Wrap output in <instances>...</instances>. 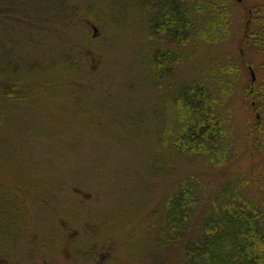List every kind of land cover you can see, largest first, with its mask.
Listing matches in <instances>:
<instances>
[{
  "label": "rangeland",
  "instance_id": "rangeland-1",
  "mask_svg": "<svg viewBox=\"0 0 264 264\" xmlns=\"http://www.w3.org/2000/svg\"><path fill=\"white\" fill-rule=\"evenodd\" d=\"M230 7L223 41L179 47L185 59L157 79L151 54L170 45L132 0H0V80L16 92L0 94V264H188L182 248L219 214L227 184L264 210V112L246 102L245 67L264 88V52L242 46L249 15L264 25V0ZM216 59L238 67L219 109L233 156L222 166L168 142L182 83L225 86ZM184 189L196 196L172 243L163 210Z\"/></svg>",
  "mask_w": 264,
  "mask_h": 264
},
{
  "label": "trees",
  "instance_id": "trees-1",
  "mask_svg": "<svg viewBox=\"0 0 264 264\" xmlns=\"http://www.w3.org/2000/svg\"><path fill=\"white\" fill-rule=\"evenodd\" d=\"M132 1L144 12H149L150 36L164 39L170 45V48L157 49L151 54L157 79L172 75L173 65L185 59L182 51H178L179 47L195 42L219 43L229 33L231 0H194L191 6L188 0ZM192 12L204 15L201 24L194 19ZM254 22L255 17L249 15L242 46L247 49L256 47L264 52V25L257 26ZM239 62L245 66L242 54ZM237 68L234 63L216 59L212 73L220 85H225L219 88L198 78L182 83L180 97L174 101L184 115L182 129L171 134L168 140L177 152L193 158L203 157L216 166L227 164L232 159L233 156L229 158L230 140L225 127L227 118L219 109L229 95L227 84L235 77ZM253 85L249 83L246 95L254 101L246 102L251 110H261L263 113L264 88L256 90ZM9 89L11 92H7ZM2 93L6 97L16 94L15 83H2L0 80ZM256 118L250 133L255 134L258 141L260 116ZM237 186L227 184L224 187L222 195L225 201L218 210L219 214L213 213L207 218L200 227L202 235L198 240L184 244L182 249L188 264H224L227 259H232V264H264V210L259 205L251 204ZM189 194L194 195L192 190L184 189L181 197L175 196L174 206L168 204L163 210L167 221L166 235L174 233L172 243L179 238L176 233L186 228L189 222L185 203ZM225 254L229 257L223 256Z\"/></svg>",
  "mask_w": 264,
  "mask_h": 264
},
{
  "label": "water",
  "instance_id": "water-1",
  "mask_svg": "<svg viewBox=\"0 0 264 264\" xmlns=\"http://www.w3.org/2000/svg\"><path fill=\"white\" fill-rule=\"evenodd\" d=\"M91 30H92L93 36H96L98 34V30H97L95 25L91 26ZM249 69H250L251 83H253L255 81V75H254L253 70L250 67H249Z\"/></svg>",
  "mask_w": 264,
  "mask_h": 264
}]
</instances>
